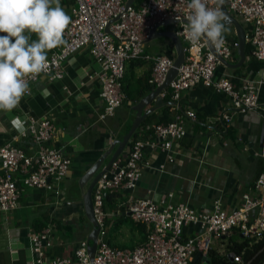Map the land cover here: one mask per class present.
Wrapping results in <instances>:
<instances>
[{"label":"crops","instance_id":"obj_1","mask_svg":"<svg viewBox=\"0 0 264 264\" xmlns=\"http://www.w3.org/2000/svg\"><path fill=\"white\" fill-rule=\"evenodd\" d=\"M48 1L39 0L37 11L44 10ZM54 1L65 14L62 18L61 11L52 6ZM53 2L43 16L51 46L37 44L39 34L34 28L19 31L10 38L0 36V68L30 72L61 46L62 32L76 5L74 0ZM232 16L243 26L246 36L249 35L250 26L240 17ZM175 31L172 24L158 29L160 33ZM216 34L228 43L238 42L234 27L224 25L220 19ZM144 48L149 54L176 57L175 46L168 37L147 40ZM251 51V44L245 41L242 60L239 49H231L229 65L217 66L214 81L229 79L237 88L246 80L261 81L263 64ZM151 69V63L146 62L125 64L121 81L124 100L114 116L103 121L99 117L104 102L99 96L100 82L96 76L100 68L88 47L63 63L62 79L51 82L41 76L30 84L29 96L0 106V147L11 143L23 149L25 155H32L31 138L21 137V133L31 120L45 119L55 132L50 147L59 149L71 161L69 172L57 191L46 192L21 185L18 207L8 213L0 211V264H35L29 235L45 228L50 230L52 240L47 258H73L79 243L87 240L92 226L84 221L87 219L82 197L131 130L136 119V104L154 88L149 84ZM165 93L169 99L163 98L161 106L156 107L152 102L144 107L142 114L150 109L153 112L140 123L135 130L136 137H131L129 142L149 139L153 127L172 121L177 111L181 114L191 111L195 119L184 118L186 134L172 143L173 163L167 162V153L159 146L147 149L143 158L150 166L142 169L136 187L110 193L104 214L107 230L110 218L115 228L112 235L106 230L105 241L111 247L133 249L145 240L142 227L134 224L127 212L132 200H158L171 193L172 204L188 203L193 209H207L213 200L220 198L225 208H233L263 171L264 160L259 157L263 123L258 111L239 113L222 92L201 84L182 92L177 103L171 99L169 89ZM258 101L264 103V84L258 86ZM223 114L231 118L229 124L222 119ZM129 148L128 144L119 159L127 157ZM98 164V171L88 179L90 170ZM162 165H165L163 171L160 170ZM128 223L130 225H126ZM185 231L187 235L193 233L188 228ZM127 238L132 240V247L123 242Z\"/></svg>","mask_w":264,"mask_h":264},{"label":"built area","instance_id":"obj_2","mask_svg":"<svg viewBox=\"0 0 264 264\" xmlns=\"http://www.w3.org/2000/svg\"><path fill=\"white\" fill-rule=\"evenodd\" d=\"M230 15L240 17L250 26L245 41L252 46L251 55L263 64L264 72V0H223ZM76 7L62 32L61 46L42 59L30 72H17L0 68V106L14 104L19 97L30 95V84L44 76L49 81L63 78V63L82 48H89L91 57L99 65L96 74L100 82L99 96L104 102L100 120L114 116L124 95L121 81L125 64L129 61L151 63L149 84L162 85L173 67L174 59L145 52L144 44L151 31L159 24L174 21L175 35L181 40L184 59L176 77L160 93L178 102L180 94L201 84L222 92L239 113L259 112L263 123V135L259 157L264 160V103L258 101L257 83L244 81L240 88L229 79L214 81V73L221 64L218 58L231 59V49L238 42L228 43L216 34L220 17L218 0H74ZM37 27V44L50 47L48 31L38 25L37 9L21 15L7 7H0V36L10 38L19 31ZM108 30V31H107ZM184 118L195 119V114L177 111L168 123L153 127V135L146 140L130 142L127 157H117L105 171L92 191L93 213L99 227L97 247L90 259L88 240L81 241L73 258H47L52 247L49 229L29 235L35 264H193L197 253L207 257L211 250L231 257L235 264H250L243 259L244 250L233 253L231 237L239 235L248 248L264 238V168L233 208H225L222 200H213L210 208L193 209L188 203H170L171 193L158 200L152 198L132 200L127 212L134 224L145 226L146 237L133 249L111 247L106 241L105 214L106 193L119 189L133 190L139 182L143 168L150 165L144 160V151L159 146L167 153V162L173 163V141L185 137ZM229 124L231 118L223 114ZM54 127L48 120L33 121L21 133L30 136L32 155L8 143L0 147V211L8 213L18 207L21 185L26 188L55 192L71 165L70 159L59 149L50 147ZM165 165L160 170L163 171ZM186 228L192 234H186ZM228 238V239H226ZM213 242L219 248L213 247ZM226 247L223 252L222 248ZM200 259V258H199ZM201 260V259H200ZM202 261V260H201ZM203 262V261H202ZM204 263V262H203Z\"/></svg>","mask_w":264,"mask_h":264},{"label":"water","instance_id":"obj_3","mask_svg":"<svg viewBox=\"0 0 264 264\" xmlns=\"http://www.w3.org/2000/svg\"><path fill=\"white\" fill-rule=\"evenodd\" d=\"M53 2V0H49L48 4L45 6L44 10L42 11V13L39 15L38 18V24L42 21L43 16L46 12V10L48 9L49 5ZM133 2V0H127L126 1V6L131 5ZM219 2V7H220V17L219 19L222 21V23L224 25H229V26H233L236 34H237V39H238V44H239V52L241 54V59L243 60L244 56H243V48L245 45V30L243 28V26L237 21V19H235L232 15H230L227 10H226V6L223 0H218ZM47 22V21H45ZM175 23L174 21H168V22H164L162 24L157 25L150 33V37L148 39V41L150 39H153L155 37H160V36H164V37H168L169 39H171V41L173 42L174 46H175V50H176V57L175 60L173 62V67L170 69V71L168 72V74L165 77L164 82L162 83V85L158 86V87H154L152 88V90L149 92L148 95H146L144 98H142L135 106V111H136V119L133 122V125L131 127V130L129 131V133L124 137L123 141L119 144L118 149L114 152L113 156L111 157L110 161L108 162V164L106 165L105 168H103L100 172H98L95 176V178L91 181V183L89 184V186L87 187V190L85 191L83 197H82V204H83V210H84V214L86 219L89 221V223L92 226V230L88 235V242H90V246H89V255H90V259H93L94 257V253L96 251V243H97V237H98V233H99V227L97 225L94 213H93V203H92V191L93 188L95 186V184L97 183V181L99 180V178L101 177V175L107 171L109 169V167L111 166L112 162L120 155V153L127 147V145L129 144L130 138L132 137V135L134 134L135 130L138 128V126L140 125V123L146 118V116L148 114H150L151 112H153L152 109H150L148 112H146L145 114H142L143 109L146 105L150 104V103H154V105L157 106H161L163 99L160 96V93L162 92L163 89H166V87L168 86V84L176 77L177 74V69L180 67V65L183 62L184 59V54H183V47H182V42L181 40L175 35V33L173 32H158L157 29L162 26V25H168V24H173ZM37 29V26L35 27L34 30ZM108 31V30H107ZM219 61L221 62V65H229L227 64V61H225L222 58H218ZM262 135H263V131L261 134V139H262ZM260 146H261V142H260ZM100 164L96 165L95 167H93L90 170V173L88 174L89 177L88 179L98 171ZM201 259L204 264H208L209 259L207 257H202L200 253H197L196 256L193 259V263H195L198 259ZM231 261V257L228 258Z\"/></svg>","mask_w":264,"mask_h":264},{"label":"trees","instance_id":"obj_4","mask_svg":"<svg viewBox=\"0 0 264 264\" xmlns=\"http://www.w3.org/2000/svg\"><path fill=\"white\" fill-rule=\"evenodd\" d=\"M38 3L39 0H0V7H7L16 14L25 15L31 13L34 9H36ZM168 99V96H165V100ZM136 134V132L133 134L132 139L136 137ZM110 196V193H106L104 197L103 210H105L106 200H110ZM140 227H142V233L145 234L146 237L145 226L140 225ZM232 243L233 246L231 247V251L233 253H240L244 250L243 259L245 262H250V264H264V238L261 241L253 244L249 248L245 241H242L241 243ZM207 258L209 259L208 264H235L231 262L227 258V256L218 254L216 250H211L208 253ZM193 264L204 263L200 259H198Z\"/></svg>","mask_w":264,"mask_h":264},{"label":"rangeland","instance_id":"obj_5","mask_svg":"<svg viewBox=\"0 0 264 264\" xmlns=\"http://www.w3.org/2000/svg\"><path fill=\"white\" fill-rule=\"evenodd\" d=\"M54 8H56L57 10H59V11H61V18L65 15L64 13H63V11L61 10V6L58 4V2L57 1H54L53 2V5H52ZM67 16V15H66ZM111 220H112V218H110ZM109 219V220H110ZM110 220V221H111ZM85 221V223H89V221L87 222V220H84ZM109 221V223H108V230H107V228H106V230H107V232H108V234H110V235H112V232H114V229L115 228H113V226H112V223ZM90 224V223H89ZM88 224V225H89ZM126 225H130L129 223L128 224H126ZM231 241L232 242H234V243H241L242 242V238L239 236V235H237V234H234L232 237H231ZM124 243H126L128 246H133L132 244H131V242H132V240H129V238H127V239H125L124 241H123ZM114 244H117V242H114ZM213 247L214 248H216V249H218L219 248V244L217 243V242H213ZM226 247H224V248H222L221 250H223V252L224 251H226Z\"/></svg>","mask_w":264,"mask_h":264},{"label":"clouds","instance_id":"obj_6","mask_svg":"<svg viewBox=\"0 0 264 264\" xmlns=\"http://www.w3.org/2000/svg\"><path fill=\"white\" fill-rule=\"evenodd\" d=\"M127 1V0H126ZM35 10V9H34ZM43 11V10H42ZM42 11L41 12H38L37 11V13H38V18H39V14H41L42 13ZM39 24H43V19H42V21L39 23ZM38 24V25H39ZM44 25V24H43ZM45 26V25H44ZM38 27V26H37ZM46 27V26H45ZM35 29V28H34ZM159 29V28H158ZM158 29H157V31H158ZM37 30V29H36ZM174 33V32H173ZM146 52V51H145ZM175 60V59H174ZM124 72H125V70H124ZM124 77V76H123ZM123 80V79H122ZM153 86V85H152ZM153 87H155V86H153ZM167 88V87H166ZM163 99V98H162ZM129 144H130V142H129ZM45 229H48V228H45ZM90 243V242H89Z\"/></svg>","mask_w":264,"mask_h":264}]
</instances>
